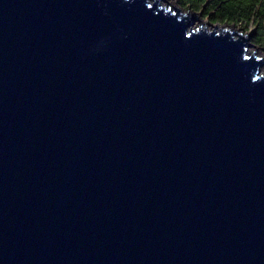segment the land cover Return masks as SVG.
Instances as JSON below:
<instances>
[{
	"label": "water",
	"instance_id": "obj_1",
	"mask_svg": "<svg viewBox=\"0 0 264 264\" xmlns=\"http://www.w3.org/2000/svg\"><path fill=\"white\" fill-rule=\"evenodd\" d=\"M158 1L0 0V264H264L263 59Z\"/></svg>",
	"mask_w": 264,
	"mask_h": 264
},
{
	"label": "trees",
	"instance_id": "obj_2",
	"mask_svg": "<svg viewBox=\"0 0 264 264\" xmlns=\"http://www.w3.org/2000/svg\"><path fill=\"white\" fill-rule=\"evenodd\" d=\"M178 6L200 12L211 23L252 27V42L264 48V0H173Z\"/></svg>",
	"mask_w": 264,
	"mask_h": 264
},
{
	"label": "rangeland",
	"instance_id": "obj_3",
	"mask_svg": "<svg viewBox=\"0 0 264 264\" xmlns=\"http://www.w3.org/2000/svg\"><path fill=\"white\" fill-rule=\"evenodd\" d=\"M167 1H169V2H173V3H175L176 5H177V7H178V4L175 2V1H173V0H167ZM158 2H160V5H166V6H168L169 5V3L168 2H166L165 0H159ZM172 9H174L172 6H170ZM187 9H185V8H183V11L182 12H184V11H186ZM196 13V12H195ZM197 17L200 19V20H202V21H204V22H207V23H210V24H212V25H228V26H232V27H234L235 29H237V30H239V31H241L242 33H246L247 35H251V31H252V27L249 29V30H247V31H244V29L242 28V26H235V25H233V24H227V23H211L208 19H206V18H203V15L200 13V12H197ZM200 22H199V20L197 19L196 21H195V25L196 24H199ZM237 37V36H236ZM249 42L251 43L250 45H248V47H247V51L248 52H254L257 56H261V58L263 59V61H262V66H261V73H263L264 72V48H262V47H260V46H258V45H256V44H254L253 42H252V37L250 36L249 37Z\"/></svg>",
	"mask_w": 264,
	"mask_h": 264
}]
</instances>
